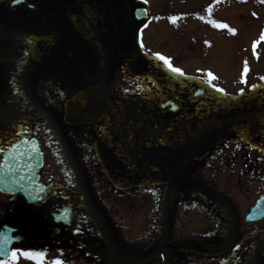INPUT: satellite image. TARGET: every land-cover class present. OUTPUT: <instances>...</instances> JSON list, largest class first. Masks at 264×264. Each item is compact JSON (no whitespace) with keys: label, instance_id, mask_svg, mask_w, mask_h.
Wrapping results in <instances>:
<instances>
[{"label":"flooded vegetation","instance_id":"obj_1","mask_svg":"<svg viewBox=\"0 0 264 264\" xmlns=\"http://www.w3.org/2000/svg\"><path fill=\"white\" fill-rule=\"evenodd\" d=\"M136 1L0 0V164L11 151L0 182L17 190L0 188V226L17 227L22 236L11 250H17V257L25 251L42 253L32 258L36 264H47L45 252L54 253L50 263L62 264L76 260L80 252L93 264L89 250L76 246L68 227L58 224V237L33 227L63 206L73 207L68 225L74 224L80 179L93 209L94 194L102 201L104 212L97 218L103 226L110 217L115 222L119 214L129 218L130 213L138 224L134 240L152 239L155 228L144 230L142 225L159 220L145 207L150 204L157 211L163 192L165 239L172 209L198 206L203 219L215 220L216 237L221 238L225 219L231 228L226 249L203 245L204 257L232 256L236 263L255 264L254 257L261 256L257 264H263L264 216L252 220L247 215L264 194V74L247 72L245 78L233 79L231 87L216 78L208 83L204 73L189 71L172 45L162 42L160 51L145 46L150 26L163 21L156 16L165 11L167 17L172 9H155L141 0L150 17L129 29L126 16ZM164 1L166 6L172 2ZM157 52L184 74L170 70L153 55ZM75 96H86L88 106L85 113L74 107L67 117L65 102ZM160 129L165 134L161 147ZM180 175L225 196L233 212L225 201ZM45 187L52 197L47 198ZM190 192H201L204 199L191 202ZM122 193L130 197L122 198ZM165 251L168 264L167 246ZM11 259L0 258V264ZM136 264H159V259Z\"/></svg>","mask_w":264,"mask_h":264},{"label":"rangeland","instance_id":"obj_2","mask_svg":"<svg viewBox=\"0 0 264 264\" xmlns=\"http://www.w3.org/2000/svg\"><path fill=\"white\" fill-rule=\"evenodd\" d=\"M148 1L155 5L153 6L155 9L161 6L162 8L168 7V11L170 9L172 11H169L171 14L167 17L165 11L163 15L156 16V18L163 17V21L152 24L148 29L147 37L144 38L147 48L160 51L162 42L168 43L170 46L172 45L174 55L178 58L182 57L181 59L187 64L186 67L190 72L200 71L205 74V79L208 80L207 72L210 71L214 74L217 83L221 82L228 87L233 85V79L245 78L247 72L255 75L264 74V40H259L261 32L264 30V0H171L172 2L168 6L164 0ZM173 17H175L174 20ZM214 22L226 24L227 27L216 26ZM232 29L236 31L233 32ZM257 40L259 43L255 46L256 54H254L253 42ZM245 62H247L246 73H244ZM162 131L163 136L158 137L159 147L164 146L162 145V140L165 138L164 129H160V132ZM160 171L162 172V166ZM160 181L163 185L166 183L163 175ZM78 194V209L74 224L61 225L68 227L67 232L77 238L76 246L78 248L89 250L93 264L97 262V264H113L108 256L102 235L96 225L92 223L81 195ZM122 194L123 196H120L122 198L128 196L126 193ZM176 196L175 192L172 199L173 206L177 201ZM189 196L191 202L199 201L200 203L204 199L201 192H190ZM162 199L163 192H160L157 211L156 207L151 209L153 206L150 204L145 207L159 220L152 225H142L144 230L155 228V237L152 239L141 240V242L134 240L138 224L130 213L129 218L128 215L119 214L116 216L117 221L115 222L112 217L109 218V223L104 226L117 259L126 261L136 258L149 250L150 247L159 245L163 229L160 219ZM207 202L210 201L207 200ZM186 207V204H180L172 209L168 234L165 239V244L168 247V264H219V260L225 259L226 264H242L236 263L232 256L226 258L221 256L216 259L202 255L201 246L205 245L211 248L214 246L215 248L226 243L231 228H228L230 226L227 219L224 218L225 224L221 231L222 239L216 237L217 235L213 231L215 220L213 218L203 219L198 206H191L188 210ZM125 208L127 209V207ZM94 209L101 219L104 209L101 199L96 194H94ZM56 226L59 228L57 224H53L47 213L45 220H40V223H36L33 227L37 233L43 234V231L47 233ZM202 232L205 233V236H202ZM81 255L79 252L76 260L66 264L91 263ZM54 259L56 258L53 252H45L44 260L47 261V264H54L50 263ZM260 259L261 256H255L254 263L257 264ZM5 264H36V262L21 252L17 259Z\"/></svg>","mask_w":264,"mask_h":264},{"label":"water","instance_id":"obj_3","mask_svg":"<svg viewBox=\"0 0 264 264\" xmlns=\"http://www.w3.org/2000/svg\"><path fill=\"white\" fill-rule=\"evenodd\" d=\"M61 1L62 2H69L71 0H61ZM96 1L101 2V0H96ZM108 1H110L111 3H118L119 2L120 4H127L128 3V0H108ZM136 16H138V17H136ZM147 18H148V15H147V9H146L145 5L141 1H136L128 10V13L126 16V22H127L126 25L129 24L128 27H129V29H131L133 25H134V27H136L139 23L145 21ZM93 101H94V108H95L94 113L98 114V112L101 109H99V110L96 109V106H97L96 96H94ZM86 106H88V98L86 96H75L73 98L68 99L65 102L67 117H71L72 113H74V111H75L74 107L78 108L77 109L78 113H81V112L85 113ZM10 152L11 151L8 150L6 152V155H4L5 158L2 162V164L0 165V175L5 173V171L7 170V163H6L7 157L6 156L7 155L9 156ZM24 177H22V178H24ZM179 178L182 181L185 180V181L191 182L193 184H196V185L200 186L203 190H205L207 193L211 194L212 196H215L217 198L222 199L223 201H225V203L228 205V207L233 212L232 206H231L229 200L225 196L208 189L204 184L195 180L192 177L180 175ZM0 184H1L0 185L1 189L5 190V191H9L8 188L5 187V185L2 182H0ZM79 184L81 187V192H82L83 198L85 200L86 206H87L88 211L90 213V216L92 217L94 223L96 224L97 228L99 229L100 233L102 234L104 242L106 244L107 251L109 253V256L114 263H116V264H134V263L143 262V261H146V260H149L153 257L158 256L160 259L159 264H166V253H165V247L163 245L164 237H165V220H164V235L161 239L160 248L156 253L149 255V256H146L144 258L131 259V260L126 261V262H119L114 257L111 243H110L103 227L99 223L98 219L96 218V216H95V214L91 208V205L89 203V200L87 198V195L85 193V190L83 188V185H82V182L80 179H79ZM171 185H172V182H170L169 185L167 186V189L165 192V200H164L165 203L167 202V192H168V189L170 188ZM16 191L17 190H14V191L12 190V192H16ZM22 192L25 194L24 191H22ZM48 192H49V189L46 187L45 194L47 195V198L52 197L54 195V193H50L48 195ZM72 210H73V207H62V208H59L56 212H51L53 222H55V223L63 222L65 225L68 224L70 221ZM250 213L253 215V218H258V217L264 216V196L260 197L257 200L255 205L251 208ZM17 231H18V229L16 227H7L6 225L1 226V228H0V257H9L11 255V253L9 251L11 243L13 241L14 242H20V240H21L20 236L21 235L19 233H17ZM11 232H14L15 236L12 237L11 240L10 239L6 240V235L10 234ZM49 234L52 237H58V235L60 234V230L58 227H53L49 231ZM8 238H9V236H8Z\"/></svg>","mask_w":264,"mask_h":264},{"label":"snow or ice","instance_id":"obj_4","mask_svg":"<svg viewBox=\"0 0 264 264\" xmlns=\"http://www.w3.org/2000/svg\"><path fill=\"white\" fill-rule=\"evenodd\" d=\"M13 2L14 3H18L19 0H13ZM172 19L174 20L175 17H173ZM214 23L216 24V26H219V27H227L226 24H221L219 22H214ZM232 31L235 32L236 30L235 29H232ZM259 40H264V30H262L261 35L259 37ZM259 40L253 42L254 54H256V52H255V46H256V44L259 43ZM141 46H143V40L142 39H141ZM153 55H155L156 57H158L160 60L164 61V63L166 64V66L170 70H172V71H174L176 73H179L181 75L184 74L183 71H182V69H180L179 67H174L173 66V64L171 63V58L170 57L163 56L161 53H158V52L157 53H154ZM246 72H247V62H245V67H244V73H246ZM207 76L210 78L208 80V83H211V78H214V74L212 72L208 71L207 72ZM262 79H264V77H262ZM212 86L214 88L218 87L215 84H213ZM253 87H255V86L253 85ZM218 90L221 91V92L224 91L222 88L221 89H218ZM240 91L243 92L244 89H240ZM172 106L175 107V105H172ZM0 151H2V149H0ZM16 251L17 250H13V253H12L13 259H16L17 258ZM23 255H25L26 257H31V258H34L35 259V258L41 257L43 254L42 253H31V252L25 251V252H23ZM54 264H62V262L61 261H56V262H54Z\"/></svg>","mask_w":264,"mask_h":264}]
</instances>
